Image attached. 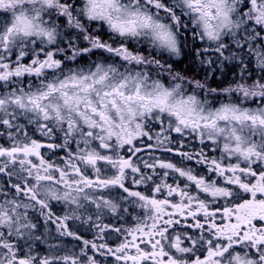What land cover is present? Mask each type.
Listing matches in <instances>:
<instances>
[{"label":"snow or ice","instance_id":"6c2138e0","mask_svg":"<svg viewBox=\"0 0 264 264\" xmlns=\"http://www.w3.org/2000/svg\"><path fill=\"white\" fill-rule=\"evenodd\" d=\"M0 264H264V0H0Z\"/></svg>","mask_w":264,"mask_h":264},{"label":"flooded vegetation","instance_id":"af4514ba","mask_svg":"<svg viewBox=\"0 0 264 264\" xmlns=\"http://www.w3.org/2000/svg\"><path fill=\"white\" fill-rule=\"evenodd\" d=\"M188 63L187 60H184L182 63H180V67L183 68L186 64ZM55 211H57L58 213L62 214V210L60 207H57L56 209H54ZM111 220V222L113 223H120V221H115L112 220V218L106 217L105 218V222H109ZM70 225L73 227V230H78L80 232V234L86 238V239H92L93 236V232L88 231V226L87 225H83L80 221H72L70 222ZM50 231L52 232V235L55 236V226L51 225L49 226ZM43 231V229H41ZM59 241H62L67 247H73L74 245L78 244L79 242L72 240V238L70 237H61L59 238ZM51 242H57L55 240L51 241ZM43 245L41 246V248L43 249Z\"/></svg>","mask_w":264,"mask_h":264}]
</instances>
